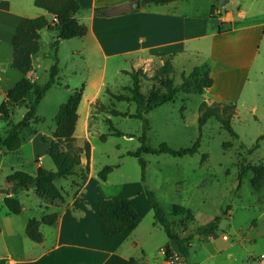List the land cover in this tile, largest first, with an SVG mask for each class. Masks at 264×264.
Wrapping results in <instances>:
<instances>
[{"label":"crops","instance_id":"0c3cea01","mask_svg":"<svg viewBox=\"0 0 264 264\" xmlns=\"http://www.w3.org/2000/svg\"><path fill=\"white\" fill-rule=\"evenodd\" d=\"M2 1V0H0ZM7 7L0 6V103L5 99L6 91L23 76L28 77L33 85L45 82V71L54 62L52 41L56 31L42 28L39 31V49L32 57V68L23 73L11 65L13 48L11 40L16 26L22 17L44 15L48 20L53 15L43 8L34 5L33 0H5ZM81 6L75 17L87 26V32L81 39L79 47H72L70 52L80 54L81 68L93 69L95 72L81 76L71 87L68 81L63 86L68 92L61 94V100L55 101L53 113L49 119L40 115L39 104L52 86H62L57 79L55 84L45 93L37 106V122L35 132L25 135L19 149L15 152L0 151L2 157H8L9 171L22 169L33 173L36 166H43L41 158L47 150V142L54 129L53 116L58 105L64 101L69 90L82 86V93L77 106V120L74 135L79 142L87 139L90 143L89 175L78 191L72 193L71 184L63 186L68 195L62 204L43 201L32 187L18 189L15 195L36 196L35 201L40 208V216L56 211L58 218L51 225L40 224L43 239L40 242L27 240L24 223L18 226L10 218L5 224L0 222V246L5 254H0V262L4 264H185L184 259L167 260L164 248L167 236L162 241L153 239L156 224L152 217V227L143 234L141 229L142 213L137 204L135 194L127 185H122L115 191H106L105 180L94 177L90 170V158L93 144L89 129L91 104L99 97L109 82L105 80L108 63L114 73L124 72L146 66L153 60L164 57H174L179 54L194 53L204 56L205 70L213 78V83L206 87L201 94L202 100L208 104L214 101L234 103L242 95L245 85L250 81L252 71L257 70L264 80V68L256 63V57L264 50V0H226L215 10L220 15L213 17L210 7L213 0H172L165 3H143L141 0H77ZM103 7L106 14H96L94 9ZM223 21L222 30L218 31V23ZM61 40L56 54L59 61V47L66 40ZM129 61L130 66L123 64ZM59 67V64H58ZM75 69L77 67H74ZM126 73V72H125ZM48 78V77H47ZM64 97V98H63ZM26 98L15 103L24 106ZM13 112V110H12ZM24 112V111H23ZM12 114V113H11ZM9 116L0 118V135H3L9 121ZM49 122L45 126L44 123ZM40 138V139H38ZM41 141L43 150L40 156L33 150V145ZM28 143L32 151L34 166L24 165L22 160V146ZM35 152V153H34ZM5 158V160H6ZM5 162V161H4ZM82 162L86 158L82 157ZM44 167V166H43ZM0 184V212H7L3 205V198L12 195L7 192L8 184ZM73 177L69 180L71 181ZM66 179V178H65ZM66 179V180H68ZM129 197L136 205L140 215V222L135 228H124L115 234H104L101 230L100 202L105 198ZM146 199V198H145ZM147 202V200H146ZM43 204V205H42ZM3 205V207H2ZM149 203H144L145 210ZM26 206L22 203V209ZM151 208V207H150ZM17 213V214H19ZM207 222V221H206ZM205 223V222H204ZM201 223V224H204ZM192 226L175 229L181 235L191 234L201 239L198 264H264V249L254 250L257 239L264 237V232L241 233L238 230L233 239L231 235L221 234V241L215 240L211 234H199ZM218 228V227H217ZM226 235V237H223ZM153 240V241H152ZM154 243L152 250H149ZM11 249L13 250L11 251ZM15 249L17 251L15 252ZM263 255V256H262ZM187 264H190L186 259Z\"/></svg>","mask_w":264,"mask_h":264},{"label":"rangeland","instance_id":"374dc122","mask_svg":"<svg viewBox=\"0 0 264 264\" xmlns=\"http://www.w3.org/2000/svg\"><path fill=\"white\" fill-rule=\"evenodd\" d=\"M80 41L81 39L78 37L73 38L66 40L59 47L60 73L57 79L62 86H52L39 104V113L46 120L53 113L55 101L61 100V94L68 92L63 86L64 82L68 81L72 87L81 76L96 70L95 65L91 70L82 69L80 54H73L72 58L70 50L72 47H79ZM51 52L54 53V49ZM165 58L151 61L145 70L142 66L137 67L141 69L139 73L140 90L143 93L146 94L152 88L164 91L168 77L172 78L173 83L179 84L182 81V73H188L194 66L200 65L204 61L202 54L190 52L179 54L172 59L170 72L155 76ZM255 62L264 68V50L259 52ZM123 65L129 67L130 63L127 61ZM256 72L252 71L250 81L245 85L240 99L234 102L236 109L233 110L230 124L236 135L224 129L214 117H210L199 128L197 116L202 93H196L193 90L189 92L179 90L173 101L164 102L151 109L146 114L149 122L146 136L152 146H158L159 143L165 142L172 148L187 147L198 136H200V141L198 150L193 154L177 156L168 153L143 154L146 169L145 179L142 181L137 158L126 154V151L133 150L139 145L137 137L145 128L144 124L141 119L131 116L135 111L133 101L117 99L111 94L112 92L128 93L124 87L130 85L131 78L125 72L114 73L108 63L105 80L111 85L103 88L98 99L91 104L90 108L89 129L93 144L90 170L94 177H98L97 172L102 166L112 165L104 182L107 187L106 191L119 190L122 185H127L132 190L136 189L138 193L134 196L142 213L141 229L143 234L146 233V230L151 229L153 217L150 206L147 210L144 208V203H147L144 194L146 188L155 193L167 211L172 204H180L191 209L193 216L169 217L174 229L192 226L193 228L189 229L194 230L196 224L204 223L215 215H220L218 228L212 236L217 241H221L222 233L231 235L235 239V233L238 230L249 235L264 232V185L259 190L253 189L249 168L243 175H240L242 164L264 163V80ZM47 77L48 69L45 71L44 80ZM31 96L32 92L26 97V101ZM111 109L121 110L126 115L113 116ZM23 111L24 106L20 105L14 108L10 116L11 120L18 121L22 117ZM108 117L115 127L124 132V135H108L110 133L106 122ZM44 125H49V122H45ZM260 135L262 138L259 139V146L248 151ZM33 150L40 156L39 154L43 150L40 140L33 145ZM21 153L24 165L34 166L31 157L32 151L27 142L22 146ZM8 157L0 155V183L4 182V177L9 171ZM41 160L44 168H55L46 153ZM84 164L85 162H82V165ZM69 177H73L71 181L70 178L68 180L57 179V185L61 187L62 193L51 203L62 204L64 202L65 196L70 193L63 188L67 184H71L72 193L74 190L80 189L81 186L75 182L79 181V176L71 175ZM31 187L34 189V186ZM0 188L4 189L1 184ZM35 197L18 195L20 203L26 206L25 210L19 214L0 212V222L5 224L12 218L13 223L18 226L29 217L38 218L43 207L41 209L37 205ZM153 229L152 238L162 241L165 238L162 226L157 223L156 228ZM204 240L206 237H203L202 240L193 237L187 256V261L190 264H198L200 243ZM154 245L151 243L149 250H152ZM263 249L264 237L257 239L254 244L256 252H261ZM16 251L17 249H15ZM0 254H5L1 246ZM0 264H4V261Z\"/></svg>","mask_w":264,"mask_h":264},{"label":"trees","instance_id":"16d2710c","mask_svg":"<svg viewBox=\"0 0 264 264\" xmlns=\"http://www.w3.org/2000/svg\"><path fill=\"white\" fill-rule=\"evenodd\" d=\"M143 3L159 4L172 0H141ZM34 5L43 8L51 13L54 17L52 21L48 20L44 15L34 17H22L15 29L11 44L13 48V56L11 65L17 70L27 73L32 68V57L39 49V31L42 28H50L56 31L55 38L52 41L54 49V62L48 68V78L42 84L33 85L32 81L23 76L5 93V99L0 103V118L9 116L12 113L15 103L26 98L31 92L32 96L24 105L22 117L16 121H9L3 135H0V151L15 152L19 149L22 139L25 135L35 132L34 124L37 122L36 112L37 106L45 95L47 90L56 82L58 74V57L56 54L57 46L61 40L72 37H82L87 32V26L81 23L75 17L76 12L81 8L77 0H33ZM0 6L7 7V1H0ZM219 0H213L210 7V14L213 17L220 15L215 10L221 8ZM96 14H106L103 7L94 9ZM223 21L218 23V31L222 30ZM172 69V59L166 57L164 62L159 66L155 76L162 73H168ZM130 75L131 83L124 88L128 93H111L117 99L131 100L135 104V111L131 116L139 118L144 124V129L138 135L139 145L133 149L126 151V154L137 158L140 164L141 180L145 179L146 161L143 154L152 153H168L173 156L193 154L198 150L200 136L187 147L172 148L167 143L161 142L158 146H152L147 141L146 128L149 125L146 114L158 105L173 101L179 90L189 92L191 90L196 93H203L204 89L213 83V78L205 70L204 66L196 65L188 73H182V81L179 84L173 83L171 77L166 78V86L164 91L150 89L146 94L140 90V68L124 71ZM106 87V86H105ZM104 87V88H105ZM82 93V86L69 90L68 97L62 101L53 116L54 129L51 138L45 140L47 142L46 154L51 158L54 169H46L41 165L36 166L34 173H28L22 169H12L6 175L8 184L7 192L12 195H6L3 198V205L10 214H17L22 209V204L15 195L18 189L26 188L28 183L35 180L34 191L45 202H52L61 196V187L57 185V179H68L69 176H79V181H75L81 186L86 180L89 173V157L90 143L87 139L79 142L74 135L75 124L78 117L77 106L79 104ZM98 99V98H97ZM96 99V100H97ZM95 100V101H96ZM236 109L235 103H227L223 101H214L208 104L201 101L198 107L197 122L199 128L203 126L210 117L216 118L224 129L231 134L236 135L230 124L233 110ZM229 111V112H228ZM113 116L126 115L125 112L118 109H111ZM108 135L120 136L124 132L115 127L108 117L106 119ZM260 135L254 142L251 149L259 146ZM205 156V155H203ZM82 157L86 158V162L82 165ZM251 170L250 182L254 190H259L264 185V163H245L241 165L240 175H243L247 169ZM112 169V165H104L97 172L100 179L105 180L108 172ZM145 198L149 203L154 222L162 226L167 236L164 248V254L168 257L170 252H175L181 259H186L190 248L191 234L181 235L172 226L170 216L187 215L193 216L190 208L180 204L170 205L167 211L162 203L158 200L155 193L150 189H145ZM99 212L101 217V230L104 234H115L123 231L124 228H135L140 222V215L137 211L135 203L129 197L105 198L100 202ZM58 218L56 211L43 214L39 219L31 217L26 221L25 234L29 240L40 242L43 234L40 230V224L51 225ZM193 218V217H191ZM220 215L199 224L196 232L199 234H211L215 231L220 222ZM184 229V228H183Z\"/></svg>","mask_w":264,"mask_h":264},{"label":"built area","instance_id":"2783aa9c","mask_svg":"<svg viewBox=\"0 0 264 264\" xmlns=\"http://www.w3.org/2000/svg\"><path fill=\"white\" fill-rule=\"evenodd\" d=\"M223 237H226V235H223ZM167 260H169V261H177V260H181V258L179 257V255L177 253L170 252V254L167 257Z\"/></svg>","mask_w":264,"mask_h":264},{"label":"water","instance_id":"95a60500","mask_svg":"<svg viewBox=\"0 0 264 264\" xmlns=\"http://www.w3.org/2000/svg\"><path fill=\"white\" fill-rule=\"evenodd\" d=\"M226 2V0H219V4L220 5H223L224 3ZM35 185V180L34 181H32V182H30V183H28V187L30 186H34Z\"/></svg>","mask_w":264,"mask_h":264}]
</instances>
